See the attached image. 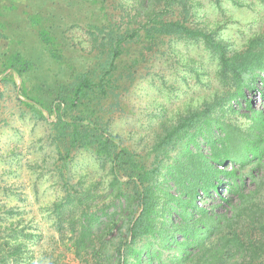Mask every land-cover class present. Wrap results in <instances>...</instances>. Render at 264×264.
I'll use <instances>...</instances> for the list:
<instances>
[{
  "label": "trees",
  "instance_id": "16d2710c",
  "mask_svg": "<svg viewBox=\"0 0 264 264\" xmlns=\"http://www.w3.org/2000/svg\"><path fill=\"white\" fill-rule=\"evenodd\" d=\"M110 1L120 10L119 21ZM209 1L224 15L225 4L256 11L258 29L234 46L220 20L212 28L196 23L204 0H135L130 9L122 0H27L24 6L0 0V27L8 29L5 13L19 10L56 60L63 58L58 46L68 36L58 35L62 24L85 28L94 49L101 48L86 70L56 77L48 105L25 92L30 106L55 114L54 169L62 195L51 211L59 233L73 235L76 254L88 264H264V0ZM73 3L84 11L69 20L61 10ZM175 41L202 43L209 52L217 65L213 97L180 114L151 148L139 150L112 132L101 101L146 58L136 45L167 54ZM34 69V57L22 48L0 54L4 76L16 74L24 84ZM233 114L251 122L240 124ZM80 152L93 158L100 178L88 172L73 181ZM251 183L257 187L248 191ZM0 231V264L28 261V244L37 234L19 224Z\"/></svg>",
  "mask_w": 264,
  "mask_h": 264
},
{
  "label": "rangeland",
  "instance_id": "374dc122",
  "mask_svg": "<svg viewBox=\"0 0 264 264\" xmlns=\"http://www.w3.org/2000/svg\"><path fill=\"white\" fill-rule=\"evenodd\" d=\"M10 1L3 0L2 3L10 4ZM45 1L48 5L55 1L56 5H60L59 0ZM122 1L128 8L135 3V0ZM15 2L24 6L27 0ZM204 3V8L195 18L196 23L212 28L215 21L220 20L224 26V38L234 46L241 47L247 37L258 29L255 20L259 16L248 7L225 4L227 14L224 15L209 0H204ZM111 9H114L113 13L119 21L120 10L115 8V4ZM57 10L60 12L59 6ZM61 11L70 16L67 18L70 20L75 13H83L84 9L73 3ZM5 14L3 17L9 24L7 30L0 27V54L9 49L22 48L23 52L34 57L36 69L26 75L24 84L16 74L4 76L0 72V226L19 224L20 227H27L28 232L37 234L28 244L32 252L24 264H51L52 260H57L58 264H88L85 255L81 258L76 254L73 235L62 236L59 233L51 211L53 203L62 195V183L58 181L54 169L59 162L51 127L55 114L42 111L40 105L30 106L25 92L36 100H45L44 104L48 105V89L56 77L66 79L69 74L86 70L95 63L101 48L94 49L91 35L85 28L61 22L62 29H59L58 35L60 39L68 36L62 41L64 45L58 46L63 58L56 60L46 49H42L28 20L19 10ZM114 25L112 23L111 27ZM20 32H23V37ZM99 35L105 37L104 33ZM148 47H134L136 52L144 51L146 58L130 78L116 80L118 88L104 95L101 101V115L112 132L139 150L151 148L164 127L180 114L210 100L216 87L217 65L202 43L175 41L172 42L171 53L156 55L150 53L152 51ZM261 99L257 92L254 95L256 108H261ZM232 118L240 124L251 122L241 114H233ZM88 172L93 180L101 176L98 165L87 152L77 153L72 166L73 181ZM256 187L251 183L248 191Z\"/></svg>",
  "mask_w": 264,
  "mask_h": 264
}]
</instances>
